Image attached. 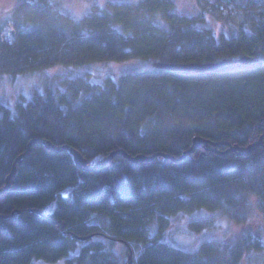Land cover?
I'll return each mask as SVG.
<instances>
[{"label": "trees", "instance_id": "1", "mask_svg": "<svg viewBox=\"0 0 264 264\" xmlns=\"http://www.w3.org/2000/svg\"><path fill=\"white\" fill-rule=\"evenodd\" d=\"M260 5H251L237 31L226 35L197 26L199 18L178 11L174 0L112 2L80 19L48 0H22L0 24V76L134 58L264 59ZM8 20L13 40L2 37ZM63 83L64 90L36 91L15 112L0 105V187L33 139L68 144L90 164L118 148L180 156L195 136L219 142L217 150L201 145L178 162L161 154L133 162L117 154L85 170L69 149L36 140L0 196V264L62 257L69 264H121L117 242L133 250V264H241L249 251L264 250V237L251 230L228 241L205 240L196 250L165 237L172 216L199 208L242 225L256 208L264 232V144L239 155L220 143L247 145L264 133V65L195 75L152 64L118 79L107 75L104 84L85 75ZM186 226L199 231L213 223L194 217Z\"/></svg>", "mask_w": 264, "mask_h": 264}, {"label": "rangeland", "instance_id": "2", "mask_svg": "<svg viewBox=\"0 0 264 264\" xmlns=\"http://www.w3.org/2000/svg\"><path fill=\"white\" fill-rule=\"evenodd\" d=\"M22 0H0V24L9 18L13 7ZM54 7L67 12L80 19L94 9H103L112 2H138L139 0H48ZM174 0L178 11L199 18L197 26L211 27L217 34L231 35L240 27L245 20L249 7L261 6L264 0H227V5L218 0ZM204 2L206 3L204 5ZM219 4V5H218ZM10 29H15L10 20L4 32L11 38ZM16 38V37H15ZM152 60L134 58L122 62L102 61L85 65H56L28 73L16 75L4 74L0 76V105L16 111L17 103L32 98L36 91L44 92L51 85L60 90L66 89L63 83L68 78L85 75L94 83L104 84L107 75H113L118 79L124 72L140 70L152 65ZM1 110V109H0ZM2 112V110L0 111ZM254 202L253 195L250 196ZM194 217L209 218L213 226L196 231L187 228V220ZM262 214L253 208V213L247 224H235L219 210L199 208L193 211L183 210L172 216L171 227L166 231L165 237L171 244L184 249L196 250L202 242L209 239L228 241L234 234L251 230L258 236L264 237L261 231L263 225ZM114 250L121 260V264L127 261L128 251L122 242L114 245ZM31 264H69L66 257L49 261L42 258L34 259ZM241 264H264V250H251Z\"/></svg>", "mask_w": 264, "mask_h": 264}, {"label": "water", "instance_id": "3", "mask_svg": "<svg viewBox=\"0 0 264 264\" xmlns=\"http://www.w3.org/2000/svg\"><path fill=\"white\" fill-rule=\"evenodd\" d=\"M153 66L166 68L169 70H172L174 72L182 73V74H195V75H208L213 73H221L228 70H234V69H253L257 66L264 65V59L259 58L250 54H242L237 57H223L214 61H207V62H172V61H153ZM264 133L255 141L247 144V145H240L238 143H231L229 141H222L221 144H227L228 148L225 152H236L239 155H248L252 153L258 146H261L264 144L263 141ZM36 140H39L43 142L48 148L55 149V150H63V149H69L75 158L76 164L85 170H93L96 168H100L105 166L109 161H111L117 154H122L125 158L133 161H148L151 160L156 155H163L167 158H170L171 160H174L176 162L182 160L186 156H191L192 153L196 150L197 147L203 146L208 150L216 151L217 146L219 142L208 140L206 138H203L201 136H195L192 141V145L184 150V152L180 156L171 155L168 153L163 152H156L151 155H147L144 153H139L136 155H132L128 153L126 150L122 148H118L115 150H112L108 154L101 157L99 160H97L94 164H90L88 159L83 156V154L75 149L74 147L63 144V145H55L51 141L47 139H33L29 142L27 150L20 154L15 162L13 163L11 172L8 174L6 178V183L4 186L0 187V196H3L7 193L11 186V178L13 174L16 171L17 164H21L23 161V156L25 154H28L30 152V148L33 142ZM20 210H17L19 212ZM37 212H41L40 209L36 210ZM14 213V212H13ZM81 239L86 238V236H80ZM126 264H133V250L130 248L127 256V263Z\"/></svg>", "mask_w": 264, "mask_h": 264}, {"label": "built area", "instance_id": "4", "mask_svg": "<svg viewBox=\"0 0 264 264\" xmlns=\"http://www.w3.org/2000/svg\"><path fill=\"white\" fill-rule=\"evenodd\" d=\"M8 33H12L14 36V30L13 29H10ZM2 37L3 38H9L10 40L14 39V38H11L9 35H7L4 31L2 32Z\"/></svg>", "mask_w": 264, "mask_h": 264}]
</instances>
